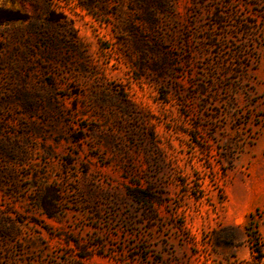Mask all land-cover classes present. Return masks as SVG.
<instances>
[{"label":"rangeland","instance_id":"obj_1","mask_svg":"<svg viewBox=\"0 0 264 264\" xmlns=\"http://www.w3.org/2000/svg\"><path fill=\"white\" fill-rule=\"evenodd\" d=\"M0 8V264H264V0Z\"/></svg>","mask_w":264,"mask_h":264},{"label":"trees","instance_id":"obj_2","mask_svg":"<svg viewBox=\"0 0 264 264\" xmlns=\"http://www.w3.org/2000/svg\"><path fill=\"white\" fill-rule=\"evenodd\" d=\"M16 14L10 10L0 8V21L4 20H14L16 19ZM143 192V191H142ZM140 191H130V196L135 199L138 203L145 205L148 210H152L154 204L153 199L149 196H144V192Z\"/></svg>","mask_w":264,"mask_h":264}]
</instances>
